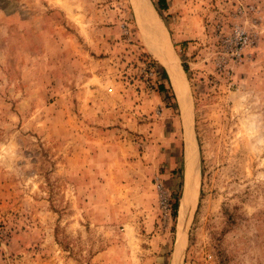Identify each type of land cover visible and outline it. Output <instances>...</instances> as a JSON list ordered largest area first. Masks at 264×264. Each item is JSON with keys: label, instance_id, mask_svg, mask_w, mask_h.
<instances>
[{"label": "rangeland", "instance_id": "obj_1", "mask_svg": "<svg viewBox=\"0 0 264 264\" xmlns=\"http://www.w3.org/2000/svg\"><path fill=\"white\" fill-rule=\"evenodd\" d=\"M165 2L0 0V264H264V0Z\"/></svg>", "mask_w": 264, "mask_h": 264}, {"label": "bare ground", "instance_id": "obj_2", "mask_svg": "<svg viewBox=\"0 0 264 264\" xmlns=\"http://www.w3.org/2000/svg\"><path fill=\"white\" fill-rule=\"evenodd\" d=\"M146 23L148 34L152 40V45L155 52L162 58V61L168 71L170 81L173 89L176 93L178 100H183V89H182V73L179 72L178 67L175 65L173 58L168 52V39L167 34L162 26L159 18L151 12L150 15L146 16ZM172 53V52H171ZM185 99V98H184ZM183 106V105H182ZM197 154L196 146L192 137L187 132L186 134V145H185V171H184V193L180 200L178 224L180 226V235L182 230L185 228L187 214L189 212L190 205L197 194V182H198V169H197ZM190 214V213H189ZM181 240V239H180ZM182 241V240H181ZM180 247L183 246L180 243ZM183 248V247H182ZM178 251V250H177ZM180 252V251H179Z\"/></svg>", "mask_w": 264, "mask_h": 264}, {"label": "built area", "instance_id": "obj_3", "mask_svg": "<svg viewBox=\"0 0 264 264\" xmlns=\"http://www.w3.org/2000/svg\"><path fill=\"white\" fill-rule=\"evenodd\" d=\"M233 38H234V44H233V49L231 51V54L238 58L241 54V50L243 46L247 43L248 39H247V35L245 34V32L238 27L234 29ZM202 264H213L211 253L207 252L204 254Z\"/></svg>", "mask_w": 264, "mask_h": 264}, {"label": "trees", "instance_id": "obj_4", "mask_svg": "<svg viewBox=\"0 0 264 264\" xmlns=\"http://www.w3.org/2000/svg\"><path fill=\"white\" fill-rule=\"evenodd\" d=\"M166 0H155V9L156 10H160V9H166ZM157 65V63H156ZM160 68V72L162 73L163 77L165 78V80H167L168 75L166 73V71H164L165 69H163L162 67H160L159 65H157ZM183 69L185 70V67L183 66ZM169 80V79H168ZM157 90L159 92L164 90V86L162 83H159L157 85ZM178 207H179V199H175L172 204H171V210H172V216L175 217L176 211L178 213ZM177 217V214H176Z\"/></svg>", "mask_w": 264, "mask_h": 264}]
</instances>
